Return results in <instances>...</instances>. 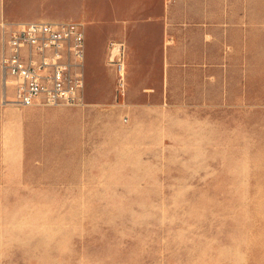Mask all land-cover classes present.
<instances>
[{
    "label": "rangeland",
    "instance_id": "374dc122",
    "mask_svg": "<svg viewBox=\"0 0 264 264\" xmlns=\"http://www.w3.org/2000/svg\"><path fill=\"white\" fill-rule=\"evenodd\" d=\"M85 29L84 106L0 103V264H264L259 54L247 85L122 95Z\"/></svg>",
    "mask_w": 264,
    "mask_h": 264
},
{
    "label": "crops",
    "instance_id": "0c3cea01",
    "mask_svg": "<svg viewBox=\"0 0 264 264\" xmlns=\"http://www.w3.org/2000/svg\"><path fill=\"white\" fill-rule=\"evenodd\" d=\"M52 17L108 31L116 38L108 51L112 41L123 42L127 88L139 79L141 85H165L168 95L177 75L194 72L201 84L211 74L216 85H231L233 78L247 85L254 54L264 84V0H0V103L1 24L56 21Z\"/></svg>",
    "mask_w": 264,
    "mask_h": 264
},
{
    "label": "built area",
    "instance_id": "2783aa9c",
    "mask_svg": "<svg viewBox=\"0 0 264 264\" xmlns=\"http://www.w3.org/2000/svg\"><path fill=\"white\" fill-rule=\"evenodd\" d=\"M4 103L21 106L85 105L86 32L74 20L3 22ZM126 46L112 41L107 63L117 91L127 92Z\"/></svg>",
    "mask_w": 264,
    "mask_h": 264
}]
</instances>
